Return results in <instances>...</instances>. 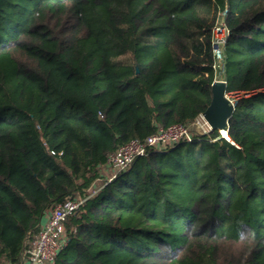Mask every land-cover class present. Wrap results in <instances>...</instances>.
<instances>
[{"label": "trees", "instance_id": "1", "mask_svg": "<svg viewBox=\"0 0 264 264\" xmlns=\"http://www.w3.org/2000/svg\"><path fill=\"white\" fill-rule=\"evenodd\" d=\"M219 78L249 95L227 140L193 134L103 180L108 154L192 123ZM262 91L264 0H0V264L76 196L51 264H264Z\"/></svg>", "mask_w": 264, "mask_h": 264}, {"label": "built area", "instance_id": "2", "mask_svg": "<svg viewBox=\"0 0 264 264\" xmlns=\"http://www.w3.org/2000/svg\"><path fill=\"white\" fill-rule=\"evenodd\" d=\"M228 38V30L222 22L217 23L211 32V48L217 62H221L223 48ZM217 67V65H216ZM225 97L234 108L241 98L249 97L248 94L225 93ZM211 132L208 123L200 114L189 125L173 124L166 128H159L154 134L143 141L132 140L108 154L102 172L108 174L103 177L105 182L115 179L119 173L126 172L140 157H144L151 149L172 147L180 141H190L193 134L203 135ZM227 140L226 130L219 132ZM82 203L79 196L68 198L53 206L43 216L41 229L30 249L24 252L23 264H51L65 248L64 222Z\"/></svg>", "mask_w": 264, "mask_h": 264}, {"label": "water", "instance_id": "3", "mask_svg": "<svg viewBox=\"0 0 264 264\" xmlns=\"http://www.w3.org/2000/svg\"><path fill=\"white\" fill-rule=\"evenodd\" d=\"M211 100L205 111L203 118L208 123L211 131H225L227 119L233 112V107L225 97V82L215 81L210 87Z\"/></svg>", "mask_w": 264, "mask_h": 264}, {"label": "rangeland", "instance_id": "4", "mask_svg": "<svg viewBox=\"0 0 264 264\" xmlns=\"http://www.w3.org/2000/svg\"><path fill=\"white\" fill-rule=\"evenodd\" d=\"M148 56V54L146 55V57ZM220 66V67H219ZM216 69H222V66L220 65V63L219 64H217V67H216ZM166 72H169V68H167V71ZM218 81H223V78H219L218 79ZM262 92H264V91H262ZM102 174H104L105 175V177L104 178H107V176H108V174L106 173V172H102Z\"/></svg>", "mask_w": 264, "mask_h": 264}]
</instances>
